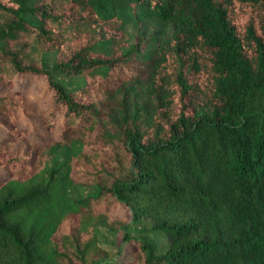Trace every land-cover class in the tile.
<instances>
[{
	"label": "trees",
	"instance_id": "trees-1",
	"mask_svg": "<svg viewBox=\"0 0 264 264\" xmlns=\"http://www.w3.org/2000/svg\"><path fill=\"white\" fill-rule=\"evenodd\" d=\"M24 74L62 121L35 142L0 96V264H264V0H0V84Z\"/></svg>",
	"mask_w": 264,
	"mask_h": 264
},
{
	"label": "rangeland",
	"instance_id": "rangeland-1",
	"mask_svg": "<svg viewBox=\"0 0 264 264\" xmlns=\"http://www.w3.org/2000/svg\"><path fill=\"white\" fill-rule=\"evenodd\" d=\"M64 79L68 78L62 76ZM17 94L19 96V105L13 110V115L17 121V126L26 130V136L35 142H45L53 140L60 131L62 121L61 113L53 117V124L47 128L42 119V109L47 104L50 90L46 85L45 79L30 74L16 76L10 85L0 84V96H10ZM5 135V131L0 126V138ZM25 150L24 140H17L8 150L12 155H20ZM7 172L0 170V180H3ZM121 207L114 212L118 217L124 218L125 211ZM149 228L148 222H140L130 225L131 235L135 238L141 237V234H135V230ZM68 225L62 223L53 239L57 240L61 233L67 232ZM124 229L118 228L117 231H108L104 227L97 228L98 245L107 251L108 262L129 261L133 258L130 248L125 244L122 236ZM159 245L163 244V238L157 237Z\"/></svg>",
	"mask_w": 264,
	"mask_h": 264
}]
</instances>
